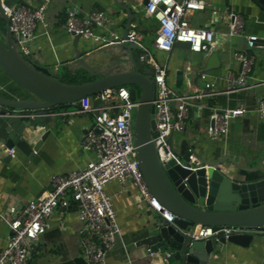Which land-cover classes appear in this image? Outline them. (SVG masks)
I'll use <instances>...</instances> for the list:
<instances>
[{
  "label": "crops",
  "instance_id": "1",
  "mask_svg": "<svg viewBox=\"0 0 264 264\" xmlns=\"http://www.w3.org/2000/svg\"><path fill=\"white\" fill-rule=\"evenodd\" d=\"M29 1V0H27ZM145 0H119L120 3H132L133 11L138 16V23L133 22L132 30L142 38L156 36L157 21L145 13H141L140 5ZM211 3L204 11H196L189 16L190 23L197 28L214 29L221 40L219 48L212 53L191 54L189 50L175 47L171 54L156 52L154 56L160 64L168 66V84L181 94L200 91L207 81L218 79L217 88L223 90L219 96L203 105L197 103L190 110L187 130L173 134V145L176 150L181 143L188 140L195 151L207 156L210 160H218L223 156L232 157L245 166H255L264 156V119L256 112L259 100L264 97V15L255 10L248 0H207ZM34 6L41 0H30ZM79 6L83 12L94 9L104 11L114 20L111 30L123 34L126 26V14L122 13L114 0H54L47 13L48 35L40 36L33 46V57L37 63L53 71L65 67L71 72L84 69L82 64H75L74 37L69 34L65 24L60 25L59 17L66 14L69 7ZM230 6L233 11H229ZM144 7V6H143ZM219 15L212 17V9ZM144 9V8H143ZM241 15L245 19V31L242 37L227 40L231 22L230 14ZM107 30L99 33H107ZM39 35L43 31L38 32ZM257 36L259 41L254 48H248L247 38ZM80 51H86L85 63L93 70H107L116 63H105L101 58L107 56L112 46L103 47L92 40H81ZM247 50L256 56L253 71L248 83L256 85L248 91L226 92L223 80L229 73L239 76L241 64L234 59L235 50ZM145 70L153 71L145 66ZM78 68V70H76ZM90 73V72H89ZM92 73V72H91ZM183 73L184 79H181ZM206 75V80L201 75ZM181 84V88H177ZM0 97L18 98L17 86L0 68ZM234 109L244 107L249 112L231 124L227 139L213 142L206 134L211 108ZM192 112L193 118H192ZM63 122L59 128L49 135L50 127L40 129L32 142L33 155H26L20 148L14 152L6 148L0 141V211H6L11 205L23 206L38 199L50 189L51 179L56 175H67L73 171L86 168L94 158L93 154L83 150L85 131L92 128L94 118L90 114H77L75 111L64 110ZM67 114H70L67 117ZM56 119H59L57 117ZM190 122V123H189ZM47 134V135H45ZM45 137L44 140L42 138ZM185 152L189 150L186 143L182 144ZM254 156V160H245L242 151ZM106 192L112 197L122 237L117 246L108 252L109 264H156L157 257L148 252L146 247H137L146 230L161 222L160 216L148 209L136 195V189L130 186L123 191L118 182L107 185ZM80 224L73 211L57 210L48 222L47 231L42 235L35 247L31 264H87L79 236ZM10 229L0 222V250L6 247ZM131 258V263L127 257ZM210 264H264V235L255 236L248 247L234 244L219 246L212 255Z\"/></svg>",
  "mask_w": 264,
  "mask_h": 264
},
{
  "label": "built area",
  "instance_id": "2",
  "mask_svg": "<svg viewBox=\"0 0 264 264\" xmlns=\"http://www.w3.org/2000/svg\"><path fill=\"white\" fill-rule=\"evenodd\" d=\"M0 1L10 21V32L18 52L25 59L31 60L35 41L40 36L49 34L47 13L54 0H41L37 6L30 0H18L11 6L6 5L8 0ZM211 6L207 0H148V4L144 6L145 12L158 24L153 50L169 55L177 43H190L189 51L193 54L215 52L222 42L214 29L197 28L189 21L191 14ZM218 15V10L213 8L214 20ZM66 16L67 32L80 36L81 40H92L103 47L134 43L138 49H143L139 60L153 71L156 85V98L152 103L155 109L154 142L162 164L174 160L175 155L169 144L170 136L186 132L193 106L197 103L205 105L223 92L217 88L218 79L207 81L203 74L201 78L206 80V84L202 90L181 94L167 82L168 66L157 61L153 51L144 44L137 32L132 30L124 37L111 30L114 20L99 9L83 12L79 6L69 7ZM230 19L228 41L242 37L245 31L243 16L231 13ZM40 30L44 33L39 35ZM102 30H107V33H99ZM247 41L248 48H254L259 38L250 36ZM233 57L241 64L242 70L239 76L229 73L223 78L226 92L255 88L256 85L249 84L248 79L256 56L240 49L233 52ZM96 99L101 101L98 106H94ZM139 106V99H132L128 87L108 89L77 103L78 110L75 113L90 114L94 118V124L87 130L82 146L94 158L83 170L54 176L49 191L38 199L23 206L13 204L6 211H0V222L6 223L10 229L7 245L0 250V264H31L37 241L46 233L48 222L57 210L73 211L76 214L87 264H109L107 254L117 246L122 237L112 197L106 192L107 185L112 182H118L123 191L133 186L139 200L150 211L157 213L162 223H172L176 219L152 195L139 167L132 126L133 110H138ZM211 110L206 134L213 142L227 139L232 122L249 112L244 107L222 109L213 106ZM256 112L264 119V97L259 100ZM31 117H35V114ZM10 152H14V149ZM188 152L191 154V162H196L194 148H189ZM232 231L223 230L226 237ZM214 234L212 228H203L195 239H206ZM127 259L131 263L129 256Z\"/></svg>",
  "mask_w": 264,
  "mask_h": 264
},
{
  "label": "water",
  "instance_id": "3",
  "mask_svg": "<svg viewBox=\"0 0 264 264\" xmlns=\"http://www.w3.org/2000/svg\"><path fill=\"white\" fill-rule=\"evenodd\" d=\"M17 1L8 0L6 5L11 6ZM114 1L126 14L123 36L127 37L133 22L138 23V16L132 3ZM248 1L264 15V0ZM147 4L148 0H145L142 6ZM232 9L230 6L229 11ZM0 17L6 23L5 38L0 31V68L17 86L19 95L15 99L0 97V141L6 148L18 147L32 156L30 141L41 134L40 129L50 127L46 132L49 135L59 128L65 117L61 115L64 110L77 108L78 102L108 89L131 86L132 99H139L140 103L134 127L140 170L152 195L176 216L172 223L160 222L146 230L136 246L146 247L150 254L156 255V264H210L219 246L248 247L255 236L264 234V156L250 167L232 157L210 160L195 151L196 162L193 163L191 154L182 148L183 143L192 148V143L184 140L181 148L176 150L172 134L169 144L175 159L165 165L161 163L154 142L155 109L152 103L156 98V85L153 73L135 59L136 44L112 46L101 60L116 65L107 70H93L85 63L87 52L79 50L81 37L72 35L75 64H82L80 66L87 72L99 77L84 84H65L49 68L39 65L35 58L27 60L18 52L1 1ZM176 47L190 50V43H177ZM181 79H184L183 73ZM176 87L181 88V84ZM100 104V99L94 101V106ZM34 114L35 117H31ZM242 156L245 160L255 159L245 150ZM203 228H212L214 236L195 239ZM224 229L233 231L226 237Z\"/></svg>",
  "mask_w": 264,
  "mask_h": 264
},
{
  "label": "rangeland",
  "instance_id": "4",
  "mask_svg": "<svg viewBox=\"0 0 264 264\" xmlns=\"http://www.w3.org/2000/svg\"><path fill=\"white\" fill-rule=\"evenodd\" d=\"M143 8L144 7L142 5H140V10L139 11L141 13H145L144 12L145 9H143ZM0 28H1V33L3 34V38H5L4 35H5V32H6V23H5V21L3 19H1V17H0ZM154 38L155 37L147 38V39L144 40V44L148 46V48L150 49V51H152L154 49V47H153ZM34 47H35V45H34ZM142 52H144L142 48L136 49L134 51L135 59H137L139 61V55ZM55 69L56 70L53 69V71L55 72L54 74L57 75V77L59 79H61V81L65 82V83L66 82L67 83L68 82H72V80H71L72 78L69 77V69H66L65 67H62L60 70L59 69L57 70V68H55ZM82 70H84V69H81V70L76 71V72H80L81 71L79 73L80 74V77L79 78H75V81L76 82H78V81H85V80H92V79H95V78L99 77L97 74H93L91 72L90 73H87L86 74V77H83V71ZM76 72H73V73H76ZM128 88H131V86H129ZM139 93H140V91H139ZM69 110L76 111V110H78V108H76V107L69 108ZM193 113L194 112H192V118L191 119H194L193 118ZM136 114H137V109H134L133 110V121H132L133 130H134V127H135Z\"/></svg>",
  "mask_w": 264,
  "mask_h": 264
},
{
  "label": "trees",
  "instance_id": "5",
  "mask_svg": "<svg viewBox=\"0 0 264 264\" xmlns=\"http://www.w3.org/2000/svg\"><path fill=\"white\" fill-rule=\"evenodd\" d=\"M66 20H67V16H66V14H64V13H62L61 15H60V17H59V22L58 23H60V25H62V24H65L66 23ZM0 31H1V28H0ZM6 33V32H5ZM83 71V77H86V74L87 73H89V72H87L86 70H82ZM81 72V71H80ZM80 72H76V73H73V72H71V71H69V77L70 78H72L71 80H72V82H63V83H65V84H73V85H77V84H84V83H88V82H91V81H94V80H96L97 78H95V79H92V80H85V81H78V82H76L75 81V78H79L80 77ZM59 80H61V79H59Z\"/></svg>",
  "mask_w": 264,
  "mask_h": 264
},
{
  "label": "clouds",
  "instance_id": "6",
  "mask_svg": "<svg viewBox=\"0 0 264 264\" xmlns=\"http://www.w3.org/2000/svg\"><path fill=\"white\" fill-rule=\"evenodd\" d=\"M130 89V88H129Z\"/></svg>",
  "mask_w": 264,
  "mask_h": 264
}]
</instances>
